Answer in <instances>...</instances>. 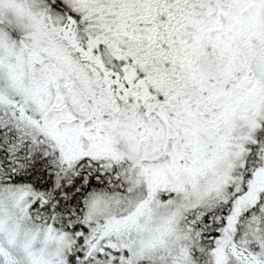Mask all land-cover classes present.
<instances>
[{
	"label": "snow or ice",
	"instance_id": "obj_1",
	"mask_svg": "<svg viewBox=\"0 0 264 264\" xmlns=\"http://www.w3.org/2000/svg\"><path fill=\"white\" fill-rule=\"evenodd\" d=\"M0 264H264V0H0Z\"/></svg>",
	"mask_w": 264,
	"mask_h": 264
}]
</instances>
